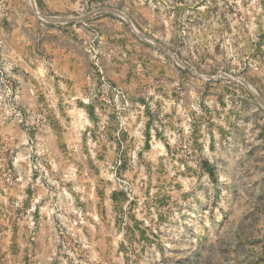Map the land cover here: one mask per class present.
Segmentation results:
<instances>
[{
  "label": "rangeland",
  "instance_id": "374dc122",
  "mask_svg": "<svg viewBox=\"0 0 264 264\" xmlns=\"http://www.w3.org/2000/svg\"><path fill=\"white\" fill-rule=\"evenodd\" d=\"M0 264H264V0H0Z\"/></svg>",
  "mask_w": 264,
  "mask_h": 264
}]
</instances>
